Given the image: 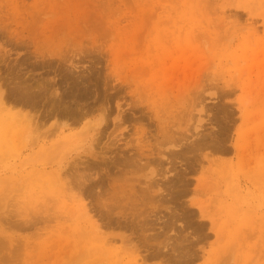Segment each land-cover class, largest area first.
I'll return each mask as SVG.
<instances>
[{
  "label": "rangeland",
  "instance_id": "rangeland-1",
  "mask_svg": "<svg viewBox=\"0 0 264 264\" xmlns=\"http://www.w3.org/2000/svg\"><path fill=\"white\" fill-rule=\"evenodd\" d=\"M0 99V264H264V0H0Z\"/></svg>",
  "mask_w": 264,
  "mask_h": 264
},
{
  "label": "bare ground",
  "instance_id": "bare-ground-1",
  "mask_svg": "<svg viewBox=\"0 0 264 264\" xmlns=\"http://www.w3.org/2000/svg\"><path fill=\"white\" fill-rule=\"evenodd\" d=\"M20 86L21 87H15V89H16V92H18V95H19L18 98L20 100V103L22 104L23 107H25L27 109L31 110L32 108H35L36 107L35 103L39 102L40 98H45V95L40 93L41 91L43 92V90L45 89L44 85H40L36 88H32L31 85H20ZM15 89H14V91H15ZM40 89H42V90H40ZM44 91H46V90H44ZM61 99H62V97H61ZM61 99L50 102L49 103V105H50L49 110L48 111L44 110L45 113L49 112V114L55 115L57 117L59 116V117H64V118H71V117L74 118L75 116L71 113L70 109H68L66 107H64V108L61 107V105H63V102H64ZM61 108H62V110H61ZM64 118H61V119H64ZM27 119L29 120V122H31V120L33 121V116H30V118L27 117ZM28 130H29V127H28ZM105 130H106V128H103L101 130V132L105 131ZM29 132H30V130H29ZM169 139H170V141H173L175 138L170 136V138H168V140ZM90 155H92V154H90ZM99 228H100L99 226H97V225L95 226V232H96V235L98 236L96 240L100 244H102L105 237L98 235L99 233H101V230Z\"/></svg>",
  "mask_w": 264,
  "mask_h": 264
}]
</instances>
